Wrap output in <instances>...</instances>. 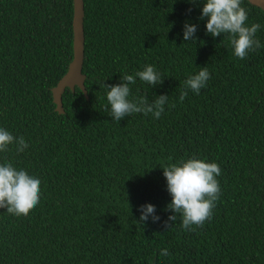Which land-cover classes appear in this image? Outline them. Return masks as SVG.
<instances>
[{
  "label": "trees",
  "instance_id": "16d2710c",
  "mask_svg": "<svg viewBox=\"0 0 264 264\" xmlns=\"http://www.w3.org/2000/svg\"><path fill=\"white\" fill-rule=\"evenodd\" d=\"M83 4L88 97L66 87L59 113L52 88L73 57V0H0V128L29 145L21 153L8 145L0 164L41 181L27 216L0 209V264H264V47L241 60L228 35L206 34L203 0ZM241 6L264 45V10ZM186 21L197 25L196 41L183 40ZM146 65L163 83L136 77L129 99L168 95L161 117L112 120L99 84ZM205 66L206 86L181 101L185 81ZM193 155L219 165V199L202 227L184 230L178 214L167 230L174 213L163 168ZM148 203L160 220L142 224Z\"/></svg>",
  "mask_w": 264,
  "mask_h": 264
},
{
  "label": "clouds",
  "instance_id": "9594fccd",
  "mask_svg": "<svg viewBox=\"0 0 264 264\" xmlns=\"http://www.w3.org/2000/svg\"><path fill=\"white\" fill-rule=\"evenodd\" d=\"M196 3L197 0H187ZM242 0H203L200 20L207 18L206 34L218 37L228 35L234 48V55L245 59L249 52H254L264 45L256 38V33L261 25H246L247 10L241 6ZM191 11V9H189ZM197 25L186 21L183 25V40H197ZM136 77L153 87L163 83L164 78L154 65H146L144 70L135 72L134 75L121 76V82L106 84L102 81L99 85L108 90V111L112 120L120 122L133 113L151 114L159 119L168 103L169 96L159 95L152 102L146 97L129 99L130 85L136 83ZM208 68L200 67L197 74L191 75L185 81L180 94L183 101L188 91L199 94L210 79ZM174 106V105H173ZM16 144L18 153L24 152L29 147L23 136L13 137L7 130L0 128V152L8 151V145ZM167 181V191L172 197L166 210L174 213L164 222L167 230L171 229L179 214L182 218L181 227L186 231H195L193 225L202 227L206 220L212 216L215 202L219 199L220 185L216 177L220 176L221 169L215 162H205L195 155L186 161L170 164L163 168ZM40 179L30 176L25 170H17L11 163L0 164V209H6L10 214L27 216L40 200ZM141 215L140 223L147 222L151 217L153 222L160 220L156 207L150 203L141 205L138 209ZM174 222V223H170ZM162 256H169L168 249H162Z\"/></svg>",
  "mask_w": 264,
  "mask_h": 264
},
{
  "label": "water",
  "instance_id": "95a60500",
  "mask_svg": "<svg viewBox=\"0 0 264 264\" xmlns=\"http://www.w3.org/2000/svg\"><path fill=\"white\" fill-rule=\"evenodd\" d=\"M249 1L264 10V0ZM83 15V0H73V57L65 74L52 88L53 101L56 104V110L59 113L64 111L62 105V93L66 87L73 90L74 87L77 86L83 92L85 97H88L84 84L85 76L81 71L84 54Z\"/></svg>",
  "mask_w": 264,
  "mask_h": 264
}]
</instances>
